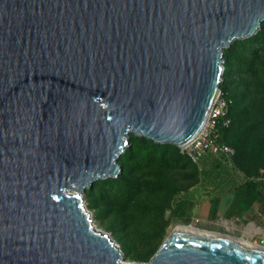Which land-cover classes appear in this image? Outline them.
Listing matches in <instances>:
<instances>
[{"label": "water", "instance_id": "95a60500", "mask_svg": "<svg viewBox=\"0 0 264 264\" xmlns=\"http://www.w3.org/2000/svg\"><path fill=\"white\" fill-rule=\"evenodd\" d=\"M262 23L264 0H0V264H264L173 232L126 263L82 199L130 135L195 139L224 49Z\"/></svg>", "mask_w": 264, "mask_h": 264}, {"label": "rangeland", "instance_id": "374dc122", "mask_svg": "<svg viewBox=\"0 0 264 264\" xmlns=\"http://www.w3.org/2000/svg\"><path fill=\"white\" fill-rule=\"evenodd\" d=\"M256 34V38L246 44L233 41L224 49L219 92L223 90L227 96L234 97L236 112L239 115L243 113L236 117L226 136L227 141L232 130H241L248 122L262 127L257 133L258 138L264 134V25ZM240 117L244 120L241 125L237 122ZM132 137L137 136L130 135L129 146L117 161L121 167L119 175L104 179L120 178L126 187L122 184L118 188L105 187L101 195L94 189L98 180L82 195L94 227L109 235L126 263L147 262L176 225H191L264 244L261 236L250 237L246 233V228L253 224L264 230V212L258 217V223L252 224L235 216L225 218L222 214L214 219H203L193 211L194 205L202 204V197L207 195L205 186L212 182H205V176L211 177L215 173L214 181L217 175L220 179L223 174H229L228 166L221 161L223 156L209 154L198 162H192L185 158L180 148L169 144L166 148H158V156L153 155L156 157L153 164L141 168L136 163L141 155L135 154L139 148H133V157L129 150ZM142 147L144 149L139 150H144V154L149 156L152 153V145ZM250 147L246 154L249 164L242 170L251 177L260 176L264 182V145L261 148L258 145ZM238 182L240 185L242 180ZM130 184H134L136 190L129 192ZM261 186L264 195V185ZM225 220L229 225L227 229L220 223Z\"/></svg>", "mask_w": 264, "mask_h": 264}, {"label": "trees", "instance_id": "16d2710c", "mask_svg": "<svg viewBox=\"0 0 264 264\" xmlns=\"http://www.w3.org/2000/svg\"><path fill=\"white\" fill-rule=\"evenodd\" d=\"M264 23H262L261 28L263 27ZM260 28V29H261ZM260 30H258L257 33H259ZM257 35V34H256ZM256 36H252L243 40H235L237 42H240L242 44H246L252 40H254ZM223 93V90H221ZM231 100V104L229 106V111L227 118L230 119V124L228 127H219L218 128V142L221 144H225L229 146L233 150V155L228 161H225L224 158L221 159V161L225 162V164L228 166V169L230 172L236 173L239 176H241L242 183L237 187V192L235 194V198L233 202L231 203L227 215L236 214V216L241 217L249 208L250 204L254 201L261 202L264 200L263 190L260 189L261 185H264V182L262 181L260 176L257 177H251L248 174H246L242 167H245L247 164H249V158H247L246 154L250 152V146L252 145H258L259 148L264 145V141H261L264 138V134L262 137L258 138L257 133L262 128L257 123L254 122H248L247 124L243 125L241 130L238 131H231L230 140L227 141L226 136L236 121V117L242 116V114H238L236 112V106L237 103L234 100V97L227 96ZM242 118L237 121L239 125L244 122V120H241ZM235 148H233V146ZM259 143V144H258ZM136 144V145H135ZM150 144L153 146L152 153L144 154V149L142 146ZM170 146L169 144H156L151 140L145 139L144 137H132L130 140V151L132 152V157L134 156L133 148H139L138 151L135 153L138 156L141 155V157L137 158L136 163L138 165H141V168L147 167L149 164H153V161L156 159V157H153V155L158 156L157 150L158 148H166ZM250 147V148H249ZM255 146H253L254 148ZM142 152V154H140ZM208 156V155H207ZM131 157V158H132ZM162 157V155H161ZM206 157V156H205ZM204 157V158H205ZM187 160L190 161L188 157L185 156ZM163 159V158H162ZM164 162V161H163ZM139 167V169H141ZM122 184L124 187H126V184L120 179H110V180H99L96 184H94V189L97 193L103 194L105 191V187L112 188V187H119V185ZM262 187V186H261ZM132 190H136L134 184H130L128 187V191L131 192ZM217 207V201L213 200L211 202L210 207V218H215V212ZM245 222H248L247 220H244Z\"/></svg>", "mask_w": 264, "mask_h": 264}, {"label": "built area", "instance_id": "2783aa9c", "mask_svg": "<svg viewBox=\"0 0 264 264\" xmlns=\"http://www.w3.org/2000/svg\"><path fill=\"white\" fill-rule=\"evenodd\" d=\"M231 100L226 94L219 92L215 99L205 123L199 135L189 144L180 148L181 152L192 162H198L207 155L223 156L228 161L233 155V150L218 142V128L228 127L230 119L227 118Z\"/></svg>", "mask_w": 264, "mask_h": 264}, {"label": "crops", "instance_id": "0c3cea01", "mask_svg": "<svg viewBox=\"0 0 264 264\" xmlns=\"http://www.w3.org/2000/svg\"><path fill=\"white\" fill-rule=\"evenodd\" d=\"M213 176H215V173L212 174L211 177L205 176V182H207L208 180H212V182L210 185L205 186L208 189H205L204 191L205 193H207V195L202 197V204L200 205L198 203L194 205L193 211L195 210L196 212H198L200 217L203 219H210L211 202L215 200L217 201L215 217L219 216V214H222L225 218H231V216H235V218H241L242 220H247L251 223H258V217L261 215L262 212H264V200H262L261 202H252L248 210L241 217L236 216V214H232L229 217H226L228 216L226 213L235 198L237 187L239 186L238 181L242 178L241 176L233 172H229V174H223L220 179L217 178V175L216 180L214 181Z\"/></svg>", "mask_w": 264, "mask_h": 264}, {"label": "bare ground", "instance_id": "6f19581e", "mask_svg": "<svg viewBox=\"0 0 264 264\" xmlns=\"http://www.w3.org/2000/svg\"><path fill=\"white\" fill-rule=\"evenodd\" d=\"M220 223L221 225H224L226 229L229 228L228 222L226 220L221 221ZM172 232L176 234H183V235H188V236H193V237H200V238H204L208 240L224 242V243L232 244L234 246H238L243 249L264 255V244L253 243L250 240L238 238V237L231 236L228 234L214 232L210 230H203V229L193 227L191 225H188V226L187 225H176L173 228ZM246 233H248L250 237L259 235L261 236V238L264 239V230L261 229L260 227L250 225L248 228H246Z\"/></svg>", "mask_w": 264, "mask_h": 264}]
</instances>
